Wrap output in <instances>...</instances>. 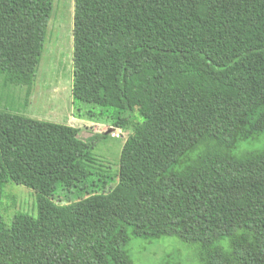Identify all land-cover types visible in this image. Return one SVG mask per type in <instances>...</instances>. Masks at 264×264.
I'll return each mask as SVG.
<instances>
[{
    "label": "trees",
    "instance_id": "16d2710c",
    "mask_svg": "<svg viewBox=\"0 0 264 264\" xmlns=\"http://www.w3.org/2000/svg\"><path fill=\"white\" fill-rule=\"evenodd\" d=\"M52 5L0 0L4 86L34 79ZM72 62L75 117L130 131L117 180L75 129L0 111V210L8 182L37 207L0 214V264H133L131 239L161 237L264 264V150L231 155L264 136V0H74Z\"/></svg>",
    "mask_w": 264,
    "mask_h": 264
},
{
    "label": "rangeland",
    "instance_id": "374dc122",
    "mask_svg": "<svg viewBox=\"0 0 264 264\" xmlns=\"http://www.w3.org/2000/svg\"><path fill=\"white\" fill-rule=\"evenodd\" d=\"M74 0H53L43 43V51L34 79L29 85L0 83V111L45 121L58 127L76 130L81 143H93V167L117 180L119 157L129 130L113 128L109 122L78 119L74 115L71 97L73 59ZM115 136L112 137L111 134ZM205 144L188 151L178 162L176 170L188 166L205 151ZM264 150V136L239 140L231 150L237 157L247 152ZM115 185L112 182L109 189ZM77 189L58 188L54 199L65 204L76 201ZM81 195V194H80ZM33 217L37 214L36 194L31 189L8 182L3 188L0 214L6 224L18 213ZM126 250L133 264H200L197 245L174 237L159 239L133 238Z\"/></svg>",
    "mask_w": 264,
    "mask_h": 264
},
{
    "label": "built area",
    "instance_id": "2783aa9c",
    "mask_svg": "<svg viewBox=\"0 0 264 264\" xmlns=\"http://www.w3.org/2000/svg\"><path fill=\"white\" fill-rule=\"evenodd\" d=\"M111 136H112V137H119L118 135H116V136H115V134H114V133H112V134H111Z\"/></svg>",
    "mask_w": 264,
    "mask_h": 264
}]
</instances>
